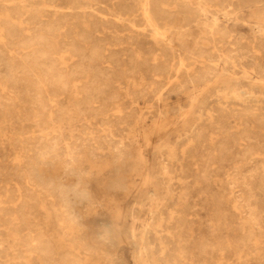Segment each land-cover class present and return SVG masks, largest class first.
I'll list each match as a JSON object with an SVG mask.
<instances>
[{
	"label": "rangeland",
	"instance_id": "obj_1",
	"mask_svg": "<svg viewBox=\"0 0 264 264\" xmlns=\"http://www.w3.org/2000/svg\"><path fill=\"white\" fill-rule=\"evenodd\" d=\"M0 264H264V0H0Z\"/></svg>",
	"mask_w": 264,
	"mask_h": 264
},
{
	"label": "bare ground",
	"instance_id": "obj_2",
	"mask_svg": "<svg viewBox=\"0 0 264 264\" xmlns=\"http://www.w3.org/2000/svg\"><path fill=\"white\" fill-rule=\"evenodd\" d=\"M203 1V0H202ZM205 3V2H204ZM150 3L149 2H146L145 3V1H144V4L142 5V8H141V11H142V19H143V22H145V23H147L148 25H150L155 31H156V33H161L160 32V27H159V25H158V23H157V21H156V19H155V17H154V14H153V12H152V9H151V7H150V5H149ZM204 6V5H203ZM200 10V9H199ZM214 10H216V9H214ZM202 11V10H201ZM217 11V10H216ZM203 13V12H202ZM217 13V15H218V12H216ZM226 14V13H225ZM24 17V16H23ZM171 17V16H170ZM223 17V16H222ZM221 17V18H222ZM111 18H113V17H111ZM216 18V17H215ZM114 19V18H113ZM214 19V18H213ZM115 20H116V18H115ZM8 21V20H7ZM15 23V22H14ZM215 23V22H214ZM7 24V23H6ZM19 24V23H18ZM14 26V25H13ZM9 27H10V29L12 28L11 26H10V24H9ZM44 28V27H43ZM151 28V29H152ZM9 29V28H8ZM9 29V30H10ZM209 29V28H208ZM5 31H6V29H5ZM16 31V30H15ZM19 31H20V29H19ZM211 31H213V30H211ZM12 32V31H11ZM9 33V31H6V35ZM19 33V32H18ZM11 34V33H10ZM13 34H16V35H18L17 33H15L14 32V30H13ZM22 35L23 36V34L20 32L19 33V35ZM35 34V33H34ZM49 34L50 35H54L55 34V30L53 29V27H50L49 28ZM162 34H164V33H162ZM231 34V33H230ZM18 35V36H19ZM20 35V36H21ZM157 35V34H156ZM236 35V34H235ZM8 36V35H7ZM10 36V38H12V36L11 35H9ZM24 36H26V35H24ZM23 36V37H24ZM78 36V35H77ZM89 36V35H88ZM153 36H155V35H153ZM164 36V35H163ZM87 37V36H86ZM157 37H158V35H157ZM7 38V37H6ZM15 38V37H14ZM16 38H17V36H16ZM25 38V37H24ZM41 38H43V37H41ZM78 38V37H77ZM76 38V39H77ZM138 38V37H137ZM5 39V38H4ZM20 39V38H19ZM49 39V38H48ZM47 39V41H46V44H44V45H46V49L45 50H41L42 51V55L43 56H47V57H49V56H51V55H53V54H56L58 51H56V49H55V47L54 46H52L51 45V41L50 40H48ZM17 40V39H16ZM33 40V39H32ZM35 40H37V39H35ZM22 42H23V40H21ZM25 41V40H24ZM34 41V40H33ZM72 41H73V39H72ZM71 41V42H72ZM77 40H75V42H76ZM79 41H82L83 43V45H79V46H77L76 45V49H75V51H77V53L79 52L81 55H79V56H83L82 57V59H83V61H85V57H88L89 58V60H93V61H95V62H97V58L98 57H100L99 56V54H100V46L96 43V44H90V41H88V39H86L85 37H81L80 36V40ZM118 41V40H117ZM131 41V40H130ZM163 41V40H162ZM166 41H168V40H166ZM31 42V41H30ZM74 42V41H73ZM132 42V41H131ZM136 42V41H135ZM24 44H26L25 42H23ZM38 43V42H37ZM77 43V42H76ZM32 44V43H31ZM74 44V43H73ZM73 44H71V45H73ZM136 44V43H135ZM21 45V44H20ZM23 45V44H22ZM42 45V44H41ZM133 45V44H132ZM137 45V44H136ZM230 45V44H229ZM28 46V45H27ZM171 46V45H170ZM42 47V46H41ZM72 47V46H71ZM135 47V46H134ZM19 48H20V46H19ZM23 48L25 49L26 48V45H25V47L23 46ZM43 48V47H42ZM72 48H75V46L74 47H72ZM7 49H9V48H7ZM38 50V49H37ZM163 50V49H162ZM39 51V50H38ZM87 51H89V53L88 54H86V52ZM17 52V51H16ZM71 52V51H70ZM73 53H74V55H75V52L74 51H72ZM71 52V53H72ZM117 52V51H116ZM26 53V52H25ZM38 53H40V52H38ZM159 53V52H158ZM28 54V53H27ZM27 54H24V56H26ZM33 54H34V52H33ZM17 55V54H16ZM39 55V54H38ZM66 55V54H65ZM71 55V54H70ZM73 55V56H74ZM135 55V54H134ZM31 56V55H30ZM41 56V55H40ZM211 56V55H210ZM27 57V56H26ZM29 57V56H28ZM27 57V58H28ZM37 57V56H36ZM36 57L34 56V58L36 59ZM46 57V58H47ZM67 57V56H66ZM66 57L64 56V55H62L61 56V58L63 59V61H64V63H66L67 62V60H66ZM71 57V56H70ZM76 57V56H75ZM143 57H144V55H143ZM195 57V56H194ZM193 57V58H194ZM42 57H40V59H41ZM226 58H228V57H226ZM24 59V58H23ZM39 59V60H40ZM67 59H70V58H67ZM77 59H78V57H77ZM81 59V60H82ZM48 60H49V58H48ZM57 60V59H56ZM24 61V60H23ZM32 61V60H31ZM30 61V62H31ZM37 61V60H36ZM50 61V60H49ZM51 61H54L53 59L51 60ZM100 61V60H99ZM29 62V63H30ZM35 62V61H34ZM77 62H78V60H77ZM80 62V61H79ZM152 62V61H151ZM49 63V62H48ZM82 63V62H81ZM86 63H87V61H86ZM50 66H49V69L53 72H55L56 73V78L58 79V80H61L62 79V77H63V73L61 72V69H63V68H59L60 70H58V68H57V66H56V62H50ZM68 64V63H67ZM79 64V63H78ZM172 64V63H171ZM194 64V63H193ZM39 65V64H38ZM41 65V64H40ZM83 65V64H82ZM158 65V64H157ZM174 65V64H173ZM76 66V65H75ZM110 66H111V64H110ZM159 66V65H158ZM172 66V65H171ZM183 66V65H182ZM256 66V65H255ZM254 66V67H255ZM29 67V66H28ZM39 67V66H38ZM44 67V66H43ZM78 67H81L82 69H85V70H80V72L82 71V72H84V71H86V70H90V69H92L91 70V72H93L94 73V76L95 77H97L98 75H100V73H103L102 72V68L99 66V65H96V64H93V63H88V65H86V66H84V67H82V66H78ZM77 67V68H78ZM161 67V66H160ZM159 67V68H160ZM76 68V67H75ZM155 68V67H154ZM158 68V67H157ZM169 68V67H168ZM174 68V67H173ZM36 70H37V68H35ZM45 69H46V67H45ZM106 69V68H105ZM31 70V69H30ZM76 70V69H75ZM171 70V69H170ZM178 70V69H177ZM107 71V70H106ZM105 71V72H106ZM161 71V70H160ZM168 71H169V69H168ZM167 71V72H168ZM175 71V70H174ZM31 72H32V70H31ZM73 72V71H72ZM79 72V73H80ZM87 72V71H86ZM120 72V71H119ZM33 73V72H32ZM35 73V72H34ZM50 73V72H49ZM66 73V72H65ZM76 73H77V71H76ZM159 73H161V72H159ZM158 73V74H159ZM169 73H170V71H169ZM75 74V73H74ZM82 74V73H81ZM110 75L112 74V73H109ZM171 74V73H170ZM175 74H176V72H175ZM40 75H42V74H40ZM89 75V74H88ZM102 75V74H101ZM105 75V74H104ZM35 76H36V73H35ZM47 76V75H46ZM72 76V75H71ZM77 76H80V75H77ZM90 76V75H89ZM93 76V77H94ZM177 76V75H176ZM30 77V76H29ZM34 77V76H33ZM76 77V76H75ZM92 77V76H91ZM103 77V76H102ZM106 78H107V76H105ZM202 77V76H201ZM52 78V77H51ZM55 78V77H54ZM73 78V77H72ZM98 78V77H97ZM170 78V77H169ZM172 78V77H171ZM96 80V79H95ZM174 80V79H173ZM100 81V80H99ZM62 82V81H61ZM152 82V81H151ZM64 83V82H63ZM91 83V82H90ZM111 84V83H110ZM63 85V84H62ZM68 85V84H67ZM83 85V84H82ZM48 86V85H47ZM63 87V86H62ZM80 87V86H79ZM86 87V86H85ZM88 87V86H87ZM100 87V86H99ZM60 88V87H59ZM89 88V87H88ZM91 88V87H90ZM105 88V87H104ZM58 89V88H57ZM64 89V88H63ZM92 89V88H91ZM90 91V90H89ZM106 91V90H105ZM98 92V91H97ZM80 93H81V91H80ZM82 94V93H81ZM103 94V93H102ZM94 96V95H93ZM96 99V98H95ZM86 103V102H85ZM90 104H91V102H90ZM100 107V106H99ZM161 110V109H160ZM231 111V110H230ZM161 113V112H160ZM59 135V134H58ZM96 144V143H95ZM129 166H130V164H129ZM129 168V167H128ZM237 194V193H236ZM11 197V196H10ZM11 200V199H10ZM11 202V201H10ZM17 210V209H16ZM28 210V209H27ZM18 217V216H17ZM13 219H15V218H13ZM13 221V220H12ZM21 222V221H20ZM19 225V224H18ZM15 226V225H14ZM14 226H12V227H14ZM22 228V227H21ZM220 228V227H219ZM14 230V229H13ZM17 230H19L18 228H17ZM21 232V231H20ZM101 237V232H100V230H95L94 231V237ZM30 237V236H29ZM34 251V250H33Z\"/></svg>",
	"mask_w": 264,
	"mask_h": 264
},
{
	"label": "clouds",
	"instance_id": "obj_3",
	"mask_svg": "<svg viewBox=\"0 0 264 264\" xmlns=\"http://www.w3.org/2000/svg\"><path fill=\"white\" fill-rule=\"evenodd\" d=\"M70 178L74 181L70 185H63L57 188L65 202L71 205L73 202L87 203L91 199V193L84 185L83 180L78 177L74 170L69 169Z\"/></svg>",
	"mask_w": 264,
	"mask_h": 264
}]
</instances>
